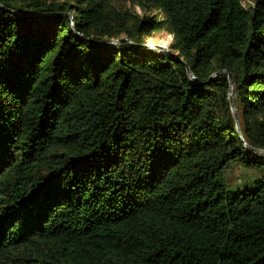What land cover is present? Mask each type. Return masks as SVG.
Segmentation results:
<instances>
[{"label":"trees","instance_id":"1","mask_svg":"<svg viewBox=\"0 0 264 264\" xmlns=\"http://www.w3.org/2000/svg\"><path fill=\"white\" fill-rule=\"evenodd\" d=\"M253 150L264 0H0V264H264Z\"/></svg>","mask_w":264,"mask_h":264},{"label":"rangeland","instance_id":"2","mask_svg":"<svg viewBox=\"0 0 264 264\" xmlns=\"http://www.w3.org/2000/svg\"><path fill=\"white\" fill-rule=\"evenodd\" d=\"M129 6V5H128ZM134 10H136V12L141 13V10L139 8H135ZM65 15L69 16L70 18L72 17L71 14L65 13ZM171 35H169L167 32L162 31V32H154L151 35L146 37V43L144 45H141V47L143 48H154L157 49L158 48H162V50H158L159 52H163V53H169L168 48L169 45L171 43ZM115 43V42H113ZM240 169L239 168H234L233 172H232V176H239L240 175Z\"/></svg>","mask_w":264,"mask_h":264},{"label":"water","instance_id":"3","mask_svg":"<svg viewBox=\"0 0 264 264\" xmlns=\"http://www.w3.org/2000/svg\"><path fill=\"white\" fill-rule=\"evenodd\" d=\"M110 44H111V43H110ZM158 50L160 51V50H162V48H158ZM187 73H188V75H189L191 78H193V76L191 75L190 70H189L188 68H187ZM231 105L233 106L232 99H231ZM233 111H234V108H233ZM234 116H235L236 125H237V127H238V119H237L236 112H234ZM253 151L256 152V153H258V154H262V155H264V151H263V150H253Z\"/></svg>","mask_w":264,"mask_h":264}]
</instances>
